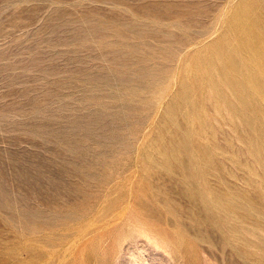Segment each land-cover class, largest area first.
I'll list each match as a JSON object with an SVG mask.
<instances>
[{
  "label": "rangeland",
  "instance_id": "obj_1",
  "mask_svg": "<svg viewBox=\"0 0 264 264\" xmlns=\"http://www.w3.org/2000/svg\"><path fill=\"white\" fill-rule=\"evenodd\" d=\"M0 264H264V0H0Z\"/></svg>",
  "mask_w": 264,
  "mask_h": 264
}]
</instances>
